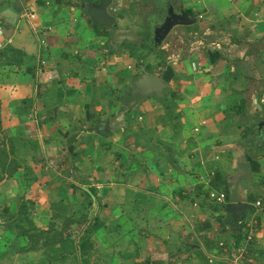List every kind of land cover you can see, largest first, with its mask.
<instances>
[{"label":"crops","instance_id":"0c3cea01","mask_svg":"<svg viewBox=\"0 0 264 264\" xmlns=\"http://www.w3.org/2000/svg\"><path fill=\"white\" fill-rule=\"evenodd\" d=\"M100 5L0 0V50L24 52L19 64L0 56V144L20 165L0 180V264H229L253 217L241 264H264V0H113L111 26L93 18ZM170 7L192 22L156 46ZM143 72L167 92L136 93ZM23 200L76 249L23 250ZM232 202L254 205L238 225Z\"/></svg>","mask_w":264,"mask_h":264},{"label":"water","instance_id":"95a60500","mask_svg":"<svg viewBox=\"0 0 264 264\" xmlns=\"http://www.w3.org/2000/svg\"><path fill=\"white\" fill-rule=\"evenodd\" d=\"M113 0H101L100 6H94L91 9V14L98 24L101 25H113L115 18L109 13L108 7L112 4ZM18 9L14 4L12 8H8L3 11L2 15L8 19L10 22H14L12 19L13 15H17L16 11ZM191 18L188 16L185 10L176 12L173 7H170L168 13H166L163 22L160 26H157L154 33V43L156 46H160L170 31L178 25L190 24ZM134 91L139 93L141 96H147L150 94H155L157 96H163L169 87L168 83L162 78L157 77L148 72L141 73L136 80H134ZM264 125L260 124L259 129H262ZM254 205L247 202H232L226 205V210L231 213V222L233 225H238L239 220L242 215H245L246 211L253 209Z\"/></svg>","mask_w":264,"mask_h":264},{"label":"trees","instance_id":"16d2710c","mask_svg":"<svg viewBox=\"0 0 264 264\" xmlns=\"http://www.w3.org/2000/svg\"><path fill=\"white\" fill-rule=\"evenodd\" d=\"M99 32V31H98ZM0 56L5 57L7 61L11 63H21L23 60L24 52L21 49L15 48L14 46L7 44L0 50ZM149 70V67L148 69ZM150 71V70H149ZM1 123V120H0ZM11 151H9L6 147L1 146L0 144V168L3 170L4 175L0 176V180H2L5 176V173L8 175H12L17 168L20 166L19 163L15 159L10 160ZM28 202L30 200H23L20 206V214L21 223H18V228L20 229V234L25 235L29 238V245L27 247H23V250H37L41 246L47 248H54L56 242H60L62 246L65 245L71 246L73 250L76 249L75 240L71 238L69 233H66L65 229H54V228H38L31 217L28 215ZM24 222V224H23ZM98 225L88 226L84 235L81 236V241L79 242V247L81 249H85L91 245L90 240L93 232L98 228ZM236 229L237 231L236 237L237 240L240 241L242 238V228L239 225ZM44 239L43 245H39L40 240ZM67 240L69 241L67 244ZM62 248V247H61Z\"/></svg>","mask_w":264,"mask_h":264},{"label":"built area","instance_id":"2783aa9c","mask_svg":"<svg viewBox=\"0 0 264 264\" xmlns=\"http://www.w3.org/2000/svg\"><path fill=\"white\" fill-rule=\"evenodd\" d=\"M34 13H30L27 15L28 19L30 20L31 27L34 31L38 30V27L33 24V19L35 18ZM1 48V43H0ZM199 128H196V131H198ZM215 171L210 172V178L215 177ZM209 197L215 201V202H224L226 200V193L223 191H219L216 189H212L209 192ZM257 206H261V201H257ZM257 230V220L255 217L251 218L247 224H246V232L244 237V242L238 246L235 247V249L231 253V261L229 264H241L242 260L245 259V257L248 255L250 251V245L254 241L255 235ZM220 245H224V243H220ZM212 261V260H211Z\"/></svg>","mask_w":264,"mask_h":264},{"label":"flooded vegetation","instance_id":"af4514ba","mask_svg":"<svg viewBox=\"0 0 264 264\" xmlns=\"http://www.w3.org/2000/svg\"><path fill=\"white\" fill-rule=\"evenodd\" d=\"M167 11H168V10H167ZM167 11H164V12H163V17H162L160 20H156V21H155V24H154L155 27L160 26V25L162 24L163 19H164L166 13H168Z\"/></svg>","mask_w":264,"mask_h":264},{"label":"rangeland","instance_id":"374dc122","mask_svg":"<svg viewBox=\"0 0 264 264\" xmlns=\"http://www.w3.org/2000/svg\"><path fill=\"white\" fill-rule=\"evenodd\" d=\"M133 13H134V12H133ZM150 16H151V15H150ZM144 18H145V17H143V18H142L141 16L139 17V19H140V21H141V23H140L141 26H143V24L145 23V19H144ZM148 21H149V19H148ZM142 23H143V24H142ZM144 35H145V34H144Z\"/></svg>","mask_w":264,"mask_h":264}]
</instances>
